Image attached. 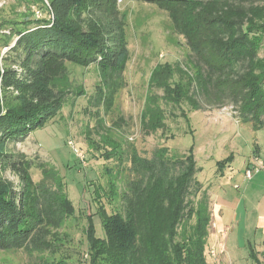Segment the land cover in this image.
<instances>
[{
	"label": "trees",
	"instance_id": "16d2710c",
	"mask_svg": "<svg viewBox=\"0 0 264 264\" xmlns=\"http://www.w3.org/2000/svg\"><path fill=\"white\" fill-rule=\"evenodd\" d=\"M33 1L43 12L9 23L16 39L0 58V251L20 253L24 264H211L220 253L209 252L210 211L192 147L178 153L159 146L150 157L128 147L125 169L121 141L102 136L111 148L105 157H116L118 167L106 168L105 184L93 189L103 235L86 215L81 250L71 232L81 215L63 177L46 161L8 150L54 118L69 93H82L66 63L96 65L92 100L107 112L129 58L127 18L117 0ZM134 1L165 11L189 51L185 64L158 63L151 70L140 111L144 133L163 132L164 104L186 103L195 111L201 101L215 108L232 103L240 122L264 127V5L256 6L264 0ZM6 170L17 175L19 187L2 177Z\"/></svg>",
	"mask_w": 264,
	"mask_h": 264
},
{
	"label": "rangeland",
	"instance_id": "374dc122",
	"mask_svg": "<svg viewBox=\"0 0 264 264\" xmlns=\"http://www.w3.org/2000/svg\"><path fill=\"white\" fill-rule=\"evenodd\" d=\"M29 1L0 0V58L5 56L16 39L10 34L9 23L21 19L25 14L30 15L33 10L38 9V13L43 10L41 3ZM116 3L127 18L124 30L129 58L122 72L123 87L115 95L112 108L105 112L101 105L96 107L93 103L96 84L100 79L94 63L87 66L66 63L73 87L81 88L82 93H69L54 118L33 129L23 141L11 142L7 147L9 151L23 152L35 163L46 161L63 177L69 199L81 215L71 231L75 248L80 250L86 247L82 231L86 225V215L92 214L96 234L103 235L99 218L94 214L96 204L93 189L105 184L106 168L116 170L119 161L116 157H105L106 151L110 152L111 149L102 143L101 137L106 133L122 143L125 154L119 162L121 168L128 166V147L147 157L159 146H166L169 152L178 153L192 147L202 167L197 176L204 185L213 186L216 178L214 172L222 168L223 175H218L216 179L221 180L232 195L243 198L247 192L245 188L252 186L250 191L259 199H264V172L255 173L251 179L244 176L247 163L253 156L264 159V127L254 128L250 122H240L232 103L215 108L201 101V108L195 111L186 103H181L179 107L164 104L166 127L163 132H143L140 111L151 70L164 62L183 65L189 51L184 39L174 31L167 13L156 5L134 0H117ZM263 5L264 1L256 3V6ZM4 41L9 42L8 47L3 46ZM217 160L224 162L218 166ZM35 163L30 172L37 181L41 173ZM2 177L19 187L20 180L11 171H4ZM243 204L249 211L251 203L246 200ZM106 208L109 209L107 204ZM259 210H264L262 201ZM210 228L214 229L211 225ZM242 229L243 226L238 227L240 234L244 233ZM255 230L254 221L248 216L243 237L251 240V233ZM258 233L259 230L255 235ZM213 248L216 256L224 253L222 244H213ZM232 250L237 264H264L258 262L257 253L247 246ZM9 260L11 264H24V257L20 253L0 251V264H6Z\"/></svg>",
	"mask_w": 264,
	"mask_h": 264
},
{
	"label": "crops",
	"instance_id": "0c3cea01",
	"mask_svg": "<svg viewBox=\"0 0 264 264\" xmlns=\"http://www.w3.org/2000/svg\"><path fill=\"white\" fill-rule=\"evenodd\" d=\"M195 160L197 161L196 158ZM198 166L200 165L198 164ZM199 171H202L201 166ZM216 171V173L214 172L216 178L218 175H223L222 168L219 172L218 168ZM197 173L195 177L200 182V193H204L207 196L210 219L215 223L214 229L210 228L209 230V245L222 244L224 246V253L219 255V258L215 261H211V264H237L232 249L243 248L246 246L257 253L258 262H264V210H259L260 202H264V199H259L258 195L256 197L254 192L250 191L253 188L252 186L245 188V191L247 192L243 198H237L235 195H232V193L229 192L230 190L225 188L226 186L224 187L222 184L223 182L216 178H214L215 180L212 182L213 186L211 184L206 186L198 178ZM233 185L236 186V184ZM246 200L251 203L249 209L250 213L246 210L243 204ZM248 216L254 221V227L256 229L255 232L253 231L251 233V237H253L251 240L250 238L245 239L243 237L247 228ZM239 226H243L241 232L244 233L240 234V231L238 230ZM235 228L237 229L234 232ZM257 230L260 231V234L258 233L255 235ZM231 240L233 242H231ZM230 246H233L234 248Z\"/></svg>",
	"mask_w": 264,
	"mask_h": 264
},
{
	"label": "built area",
	"instance_id": "2783aa9c",
	"mask_svg": "<svg viewBox=\"0 0 264 264\" xmlns=\"http://www.w3.org/2000/svg\"><path fill=\"white\" fill-rule=\"evenodd\" d=\"M37 15H39L38 11H36ZM259 171H264V159H262L260 156H253L249 162L247 163V166L245 168L244 176L247 179H250L255 173ZM210 225L212 227H215V223L211 221ZM216 247V246H215ZM210 255L212 257L216 256L215 248H213V245L210 247ZM86 257V255H85Z\"/></svg>",
	"mask_w": 264,
	"mask_h": 264
}]
</instances>
